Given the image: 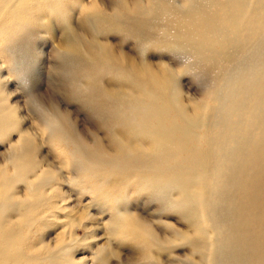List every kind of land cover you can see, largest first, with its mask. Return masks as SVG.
Masks as SVG:
<instances>
[{
	"label": "rangeland",
	"instance_id": "1",
	"mask_svg": "<svg viewBox=\"0 0 264 264\" xmlns=\"http://www.w3.org/2000/svg\"><path fill=\"white\" fill-rule=\"evenodd\" d=\"M189 3H195L198 10L191 12ZM57 4L37 8L26 19L15 21L12 33H4L11 38L0 39V168L15 176L25 162L34 160L37 171L29 179L41 181L48 197V202L43 201V221L28 233L24 250L43 253V264H215L208 258L217 231L233 228L239 233L247 228L258 233L263 217L254 222L256 228L245 215L248 207L255 208L254 213L257 207H264V195L233 199L235 187L250 180L233 168L229 157L235 153L247 168L264 164L263 158L248 154L254 145L264 152L257 97L251 92L260 87L262 93L264 86L255 78L248 86L242 74L264 63L258 59L264 45V21L254 22L255 32L244 26L236 30L238 55L232 61L216 58L210 64L212 58L203 48L201 62L197 53L185 49L191 42L186 25L201 19L206 9L218 17L224 15L215 7L205 8L207 0H61ZM210 48L221 49L217 43ZM242 61H247V68ZM222 63L232 74L230 79L217 77L216 65ZM143 65L159 81L169 74L172 87L167 95L194 120L197 137H209L202 147L211 153L214 163L212 175L206 179V201H210L194 199L199 185L192 184L195 177L187 170L188 164L177 170L179 178L190 184L191 202L184 203L186 193L181 188L155 184L163 165L153 159L151 139L136 136L132 130L141 125L151 128L157 119L139 116L134 125H128L118 117L119 110L134 113V105L142 99L133 90L140 80L129 76L134 67ZM143 96L163 104L151 87ZM223 111L232 112L231 117L224 118ZM251 111L257 115L253 117ZM170 119L165 124L174 123ZM237 123L241 125L238 129ZM127 147L136 150L134 155ZM180 160L178 155L167 159L172 166ZM3 187L1 183L0 189ZM13 188L19 202L28 200L24 182L16 180ZM221 188H228L231 197L222 198ZM63 198L68 199L63 202ZM212 202L216 210L211 208ZM87 203L92 204V217L75 211ZM16 213L10 219H18ZM201 228L206 231L198 230ZM258 242L264 247V238Z\"/></svg>",
	"mask_w": 264,
	"mask_h": 264
},
{
	"label": "bare ground",
	"instance_id": "2",
	"mask_svg": "<svg viewBox=\"0 0 264 264\" xmlns=\"http://www.w3.org/2000/svg\"><path fill=\"white\" fill-rule=\"evenodd\" d=\"M60 1L61 0H0V34H2V35H0V39L4 41V40L11 38V36L8 37V35H4V33L5 32L8 34L12 33L10 31V29L14 25L15 21L17 22L21 18L26 19V17H28V15H30V13L37 8H46V7L50 8L51 6L56 7V4ZM206 5L207 6L205 8L215 7L216 9L223 11L224 15L222 17H218L216 15L217 13L213 14V13L207 11V9H206L205 12L203 13V15H201V17H200L201 19H196L195 22L193 20L192 23L186 25L185 30H186L187 35L189 37V40L191 42L185 45V47H186L185 49L187 51L197 53L196 58H197V60L200 61V60H204L205 54L204 53L202 54L200 52V50L203 48L205 50V53L209 54L210 59L212 58L211 60H209L210 64L214 63L216 58H223V59L227 58L228 60L232 61L238 55L237 54L238 53L237 48L235 47L236 44L234 42L238 39V37L235 36L236 30H238V28L240 26H244V27H247V29L252 28L254 30V32L258 31L255 28L256 26H255L254 22L264 21V0H207ZM188 6L190 7L191 12L193 9H196L195 3H193V4L189 3ZM196 10H198V9H196ZM245 11H249V12L246 13L245 16H243V12H245ZM191 12H189V13H191ZM173 20L176 22H178V21L180 22V20H176V19H173ZM184 23L185 22H182V25H185ZM220 23H221V25H220ZM8 31H10V32H8ZM248 36L249 35H247V37ZM263 38H264V36H263ZM247 41L250 43L249 40H247ZM216 43L221 48L219 52L216 50L212 51V49L210 48L211 44H216ZM198 45H199V48H198ZM263 46H262L261 51H260L261 54H259L260 58H258V59H260L259 61L264 62V47ZM73 48H75V46H73ZM257 49L260 50L258 45H257ZM79 55H81V54H79ZM259 56H257V57H259ZM251 57H253V56H251ZM248 59L250 60V58H248ZM256 61H258V60H256ZM242 62L244 63L242 66H245L246 65L245 63L247 61L246 62L242 61ZM260 63L262 64V66L259 65L256 68H253L252 70H250L249 72L247 71V73L246 72L242 73V74H244L243 75L244 82L249 83L248 86H250L251 80L254 78L258 79V80H262V82H258V83H262L261 87L264 86V66H263L264 63H262V62H260ZM248 65L251 66V64H248ZM245 67L247 68L248 66H245ZM216 73L218 75L217 76L218 78H220V77L225 78L226 77V78L230 79L232 76V74L230 75V73H228L225 63H222L220 65H218V64L216 65ZM117 74H119V73H117ZM166 74H167V76L164 78V80L159 81L158 79H156L151 74L150 69L147 65H143L140 67H138V66L134 67L133 70L131 71V75L129 77L133 78V79L137 77V79L140 80L137 83L136 87L133 88V90H136L138 92V94L140 93L139 95L142 94L141 95L142 99L138 98V104L134 105L135 106L134 113H131V111L129 113L128 111H125V110H119L118 111L119 112L118 117L123 122H128L127 123L128 125H134L135 121L138 119L139 116L143 120H147L148 118L157 119V124L154 123L155 125L151 128L146 127L147 125L146 126L141 125L140 127H135L132 130V131H134L133 134L136 136L144 135L143 137H145V138L148 137L151 139V148H152L153 159H155L156 161H158L160 164L163 165L162 170H160V172H159V175L156 176V179H154L155 184L156 185L158 184L160 186H165V187L166 186H171V187L174 186L177 188H181L182 191H184L186 193V195L183 196L184 197L183 201L186 204L189 203V201L191 202L194 197H195L194 199L201 201L199 203H202V202L205 203L207 201H210V200L206 201V199L209 196V190H208V186L206 184V179H207V177H209V175H212L211 171L214 168V163H212L213 161H211V157H212L211 153L202 147V143L204 142V140H205V142H207L209 137L206 136L207 134H203L201 137H197V133H196L197 127H196V123L194 122V120L190 119L185 114V112L182 110L180 104L174 103L173 99L167 95L166 91L168 89H170L172 86H171V82H170V76L168 73H166ZM240 74H241V72H240ZM237 76H238V74H237ZM254 82L255 81H253L251 88H254L253 87V85L255 84ZM226 83H227V80H226ZM148 87L149 88L151 87L153 90L156 91L157 95L160 96L161 101H163L162 105L160 103H157V102H149V101H147V99H145L143 94H146L147 90L149 89ZM251 88H249V89L252 90ZM256 88H257V86H256ZM259 89H260V87H259ZM258 90L255 91L253 89V91H251L252 94L258 98V99L256 98L255 101L257 100V102H258V110L259 111L258 112L253 111V114L255 112L259 114V112H260V114L257 116V121H258L257 124H258V127L260 128V134H262L261 136L264 137V89H263L262 93L259 90L260 94L257 93ZM228 91H230V90H228ZM110 95H111V97H116L115 95L114 96L112 94H110ZM251 95H250V100H252L251 98L253 97V96L251 97ZM228 98H230V97H228ZM247 105H248V103H247ZM247 107H250V106H247ZM4 109H5V105H4ZM4 109H2V113L6 112V111H3ZM205 110H210V107H206ZM173 113H174V115H173ZM130 114H132L133 116H131ZM221 114L224 115V118H230L232 112L223 111ZM251 114H252V111H251ZM5 115H6V113H3L2 116H5ZM171 115H173V116L171 117ZM0 117H1V115H0ZM253 117H254V115H253ZM253 117H251V118H253ZM169 118H171L170 121L174 122L171 125H170V123L168 125L165 124V121L168 120ZM240 123H242L241 119H240ZM245 123H246V121H245ZM121 124H122V122H121ZM247 124H249V123H247ZM239 126H241V125L238 124V127H236V128L238 129ZM255 127H257V126H255ZM122 129H123V126H122ZM131 129H132V127H131ZM237 129H236V131H238ZM247 130H251V127H250V129L248 128ZM236 133H239V131ZM253 134H255V133H253ZM116 138H118L123 143V147H126V142H124L119 136L118 137L116 136ZM234 141H236V140H234ZM216 143H218V142H216ZM249 143H250V141H249ZM134 144H135V142H134ZM228 144H231V143H228ZM242 145L240 146V149H241V147L244 149V147ZM245 147H246V145H245ZM253 147H254V149L252 150V152L248 151L249 153L248 152L247 153L249 155H253V158L261 157L264 159V152L259 150L260 147L258 145H254ZM230 148L235 149V147L229 146L228 150H230ZM128 149L130 150V154L134 155L136 150L130 149V148H128ZM237 150H239V149H237ZM230 151H226V152H230ZM240 152H242V151H240ZM229 154L227 157H229ZM232 154H233V152H232ZM234 154L232 157H229V160L233 161V168L236 167L237 171L239 170L243 174V176L246 178V180H248V181L250 180V182L248 183L249 185L248 184L245 185L244 182L239 184L238 186L235 187V189L233 191L231 189L232 193L234 192L233 196L235 195L233 197V199L235 198L234 200H236V198L239 199L241 197H246V196H252L253 198H257L258 196L259 197L263 196L264 193H261V190H262V192H264V164L259 163V164H257V166L255 168L253 165H249V167L247 168V166L239 163V160L237 159L236 156H234ZM175 155H178L181 158V160L175 162V164L172 166V164L171 165L169 164L167 159H169L171 156L175 157ZM102 158L103 157H101V159ZM28 159H29V157H28ZM245 160H247V159L245 158L244 162H245ZM116 161H118V160H116ZM114 163H115V161H114ZM128 164H129V162H128ZM185 164L189 165V166H187V170L190 171V174H192L193 177H195V178H193L192 184L193 185H199L198 190L196 192L197 193L196 196L189 193L191 189H189L188 186L190 184L185 183L183 181V179L179 178V174H178L177 169H183V166H185ZM110 167H111V165H110ZM247 169H252V170L247 171ZM253 169H255V170H253ZM7 171H8L7 169L4 170V168H3L1 170V168H0V184L2 183L3 186H6V187H3V189H0V264H43V253H40L37 251H32V249H27V251L24 250V248L27 245L26 240L28 238V233L29 234H30V232L32 233V231L37 227V223L43 221V204L46 201L48 202V200L46 199L48 197L46 196V194H44L45 192H43V187L41 186V184H42L41 181H35V180L29 179L30 175L37 171V164L34 160L32 161V159H31V161L28 160V162H25V164L22 165L18 169L15 176L9 175L7 173ZM127 171H128V169H127ZM48 172H50V171H48ZM35 175L37 176L38 179H40V175H38V174H35ZM226 175H227V173H226ZM214 176H216V175H214ZM220 177H222V175ZM16 180L19 183L24 182L25 187L28 189L27 190L28 193L25 195V197L28 199L27 201L23 200L22 202H19L17 197L15 196L16 193L14 191V188L12 189V187L14 186V183L16 182ZM222 180L225 181L226 178L224 179V177H223ZM202 181H203V184H202ZM227 181H231V180L227 179ZM255 181L258 183L257 185L255 184L256 183ZM225 183H226V181H225ZM229 183H231V182H229ZM252 184H253V187L251 186ZM216 185H218V184H216ZM219 187H221V186H219ZM219 187H217V188H219ZM242 187H244V189ZM218 191L221 192L220 194H221V196H223L222 198H224V196H226L227 198L231 197V193H230V190H228V188H221V191L220 190H218ZM192 196H194V197H192ZM211 197H212V195H211ZM67 199L68 198H63L62 201L64 202ZM247 199H248V197H247ZM254 200H256V199H254ZM263 201H264V199H263ZM213 202H215V201H213ZM213 202H212L213 206H211V208L212 207L215 208V206H214L215 204ZM226 202H227V200H226ZM232 202H230V204H232ZM226 205H228V204H226ZM243 205H246V204L244 203ZM241 206H242V204H241ZM54 207H57V206L55 205ZM91 207H92V204L87 203L84 205L83 209L75 210V208H77L75 206V207H73V210H75L76 213H79V214L82 213L84 216L89 215L90 217H92L93 215L90 214V208ZM214 208H213V210H214ZM232 208L233 207H231V210H232ZM215 210H216V208H215ZM237 210H239V209H237ZM254 210H255V208L251 210L248 207L247 212L245 210V212L247 214V215H245V217H246V220H248L247 222H251V223L257 222L259 217H263V220H262L263 222L260 225L261 228L257 230L258 233H255L254 229L250 230L247 228L241 232L239 231V233L235 232V230L232 231L231 229H233V228H229L230 230L228 229L227 232H225V231H223L224 229L222 228L223 230L217 231L218 234L215 236L216 238L214 239V241L210 245L208 244L209 247L211 246V248L213 249V253L208 258V260L216 262L215 264H255L254 260H258L257 261L258 264H264V247H260V243L258 242V238H260V237L264 238V207L263 206H261V208L257 207L258 212H255V213H254ZM13 212L14 213L17 212L16 214H18V216H19L18 219H16L17 215L14 218L16 220L10 219L12 217ZM227 212L229 213V211H227ZM231 213H232V211H231ZM212 214L214 215V212L211 213L210 215H212ZM236 214H240V213L237 211ZM207 215L209 216V213H207ZM232 215H233V213H232ZM121 216L123 217V215H121ZM243 216H244V214H243ZM117 217H120V216L118 215ZM122 217H120V219ZM213 217H215V216H213ZM237 217L239 218V215ZM208 218H210V217H208ZM241 218H242V216H241ZM233 219L235 220L234 217H233ZM188 220H189V218H188ZM259 220H260V218H259ZM190 221L192 222V220H190ZM238 221H239V219H238ZM191 222H190V225H191ZM198 222H199V220H198ZM216 222L218 223L219 220ZM200 223L202 224L203 222L200 221ZM257 223H259V222H257ZM243 224H244V222H243ZM202 225L200 227H202ZM254 225L256 228L258 227L256 225V223H254ZM194 226L197 227V224H194ZM210 227L211 226L208 227V230ZM219 227L221 229V226H219ZM233 227H234V225H233ZM236 228H237V225H236ZM198 230H202V232L206 231V230L204 231L202 228L198 229ZM210 230H212V229H210ZM206 248H208V247H206ZM206 261H207V259H206Z\"/></svg>",
	"mask_w": 264,
	"mask_h": 264
}]
</instances>
